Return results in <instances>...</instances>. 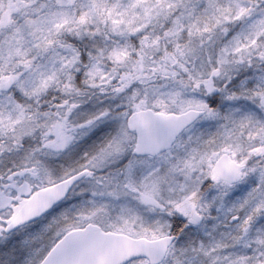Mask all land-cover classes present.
Returning <instances> with one entry per match:
<instances>
[{"label":"snow or ice","instance_id":"1","mask_svg":"<svg viewBox=\"0 0 264 264\" xmlns=\"http://www.w3.org/2000/svg\"><path fill=\"white\" fill-rule=\"evenodd\" d=\"M0 264H264V0H0Z\"/></svg>","mask_w":264,"mask_h":264}]
</instances>
